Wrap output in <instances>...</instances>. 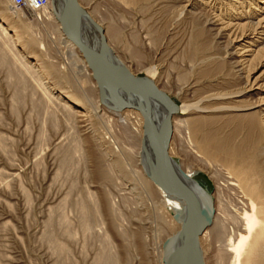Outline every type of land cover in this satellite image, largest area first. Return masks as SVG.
<instances>
[{
    "label": "rangeland",
    "instance_id": "rangeland-1",
    "mask_svg": "<svg viewBox=\"0 0 264 264\" xmlns=\"http://www.w3.org/2000/svg\"><path fill=\"white\" fill-rule=\"evenodd\" d=\"M3 2L10 3L9 0ZM1 3L0 15L7 17L15 29L31 26L32 34L39 42L38 47L33 48L34 55L69 77L71 85L64 83L63 86L70 94H77L78 76L72 71L73 62L67 60L63 44H56L57 41L48 36H52L51 30L39 18L43 19L44 13L48 12V3L38 10L13 7L5 10ZM193 4L196 10L190 11L189 6ZM85 8L90 13L97 10L94 17L99 18L106 31L113 22L123 31V39L116 40L115 48L134 74L147 76L148 70L154 68L159 87H165L177 103L200 107L184 119L201 116L216 119L215 129H221L222 135L227 136L236 128V123H227L231 117L264 111V107L252 106L255 99L264 97V24H257L264 18V0H148L140 4L89 0ZM228 23L241 26L229 29ZM247 38H254L257 43L253 46ZM14 47L20 50L21 44ZM133 52L139 58L132 57ZM4 54L0 50V264H94L100 246L96 234L102 230L96 226L94 236L83 232V215L77 209V203L86 199V191L99 196L103 189L110 191L113 201L122 205L129 223L135 221L144 225L147 236L141 247L134 243L129 246L126 239L114 236L119 264H160L157 249L160 242L164 243L180 228L168 220L167 231L158 236L159 220L156 221L153 214L149 194L141 189L137 178L122 179L111 164L120 160L128 163L129 169L139 171L142 120L136 116L112 114L101 108L96 111L89 106L86 113L75 114L74 121L68 120L67 111L63 109L65 114L57 110L55 119L52 111L46 112L41 105L35 104L40 91L34 95L35 89L24 86L20 79L22 69L15 64L6 65ZM256 79L258 85L253 89ZM258 87H261L260 91ZM240 91L243 93L236 94ZM17 94L22 96L19 101ZM229 94L232 96H227ZM89 96L95 102L98 96L100 98L95 87L89 88ZM238 100L245 102L247 111L219 110L220 107L235 106L234 102ZM204 107L209 109L202 110ZM260 126L264 128V119ZM241 128L235 135L237 143L248 136V129ZM179 131L173 139L175 159L183 164L185 172H196L195 179L215 192V168L203 162L200 155L198 158V152L182 128ZM74 136L82 139L80 146L74 142ZM260 136L253 154L258 166L256 179L263 182L264 131ZM100 154L105 165L111 164L112 181L101 180L96 163V156ZM225 173L223 171V176H219L222 178L219 186H222L217 197L222 199L223 208L244 218L243 205L247 199L243 191L237 189V178ZM125 197H128L130 211L122 203ZM152 199L159 197L156 194ZM103 217L109 219L108 215ZM138 219L145 221L137 222ZM67 220H71V224ZM229 226L233 225L229 223ZM215 243L212 239L203 243L206 264H228L219 262L218 243Z\"/></svg>",
    "mask_w": 264,
    "mask_h": 264
},
{
    "label": "bare ground",
    "instance_id": "bare-ground-1",
    "mask_svg": "<svg viewBox=\"0 0 264 264\" xmlns=\"http://www.w3.org/2000/svg\"><path fill=\"white\" fill-rule=\"evenodd\" d=\"M1 1L2 3L1 2L0 3L4 4L2 5V8H4L5 10L13 9L11 5H8L10 3L8 2L4 3L3 0ZM87 1L89 0H77L80 8L83 38L89 45H91L96 49L102 48V45L105 42V49L108 55L111 56L113 59L120 60L131 70V67L127 64V62L122 57H120L114 44L116 40H118L119 38L121 39L123 37V35H121V32L123 33V31H121V29L117 26L115 22L110 24L109 29L107 31L104 28H102L101 26L102 24L99 18L97 19L96 16L94 17V15H96V11H97L96 9L98 7H96L95 11H93L92 13L88 12L87 9L85 8V3ZM118 1H122L124 3H131V4H140L147 2L148 0H118ZM118 1L116 0V3H118ZM46 2L48 3V7H49L48 12L44 13L43 19L40 16L39 18L41 20V23L46 24L48 28L51 30L52 36H50V34L48 36L52 37L54 41L56 40L57 41L56 44H58L59 42L63 44L64 46L62 45V48L64 47L67 50L66 52L68 58L67 60H69V62H73L72 64L73 66L71 67L73 68L72 71L74 74H77L78 76L76 81L78 83V84L76 83L77 94H70L63 86L64 83L71 85V83H69V79H68L69 77L65 75H61L56 66L51 64L46 65V63L42 62L39 56L34 55L33 48H37L39 42L34 38L31 32L32 30L31 26L23 27L22 28L23 30L15 29L13 23L8 21L9 19L7 17L5 18L4 15L3 16L0 15V50L3 51V53H5L4 54L6 56L4 60L5 64L6 65L15 64L22 69V76L20 75V79L22 80L24 86L26 85L28 87L31 86L33 89H35L34 95L38 94L40 91L39 93L40 97L38 101L35 102V104H39V106L41 105L42 109H45L46 112L52 111L51 115L55 119H57V112H58L57 110H61V111L62 109L64 111L66 110L67 111L66 117L68 116V120L71 121L73 116L74 118L75 116H77L75 114H83L86 108H88L89 106L90 109L92 108L96 110L97 108L98 110L99 108H101L102 110L105 109L110 111L112 114L131 115V116H136L140 120H142L140 123L141 147L138 152V160H137L139 165L138 168L139 171L137 170L135 171L134 169L131 168L129 169L128 163L124 161L117 160L112 162L111 164L118 170V173L120 174V177L122 179L137 178V181L141 189H144V191L146 190V192L149 194V198L153 202L152 205L154 207L153 214L155 213L154 214L155 219L157 221L158 218L160 223V224L158 223V230H157L158 236H160L162 233L167 231L168 227L165 225H167L168 220L172 221L174 224H177L181 229L183 223V216L185 212V204L175 199L174 197L170 196L169 194H167V192H165L160 186H158L155 182H153L147 176L145 168L143 166L142 153H143V136H144V118L142 114L134 109H124L120 112H116L115 110H113L112 104L108 102L109 100L108 101L106 100V103L110 106V108L105 106L106 105L105 103L103 104V102H101L99 86L93 77V72L90 70L85 58L83 57L77 46L65 37L62 31L61 24L59 23V16L61 15L64 9L66 0H45V3ZM194 5L195 4H193L192 6L188 5L191 8L190 11L196 10V6ZM92 16L94 18H92ZM111 21L112 19L110 20V22ZM249 24L253 25V23H249ZM257 24L259 26L264 24V18L261 19ZM121 25L122 24L120 23L119 26L121 27ZM235 26L239 27L241 25L238 24L235 25L231 23L227 24V28L229 29L234 28ZM256 34H260V33H256ZM244 37L246 36L244 35ZM249 40L252 41L253 46L257 43V41H255L254 38L253 39L251 38ZM9 43H12L13 47L15 46V44L20 43L21 49L16 50L17 48L15 47H14L15 49H13V47L10 46L11 44ZM150 45H151V41H150ZM134 52L132 54V57L139 58L138 54H135ZM25 67H26V71L24 70ZM131 72L133 71L131 70ZM156 72L157 71L154 68H151L148 70L147 76L151 80H153L156 83V85L159 87L158 81L156 80V76H157ZM43 79L44 80L47 79V80L44 81ZM257 85L258 82L256 79L252 88L254 89ZM91 87H95L98 91V95H100V98L98 96L97 102H95L89 96V88ZM159 88L164 92H166L177 103V101L165 90V87L163 88L159 87ZM258 90L260 91L261 87H258ZM240 93L243 92L242 91L238 93L236 92V94H240ZM252 95L253 94H250V96ZM227 96H232V95L229 94ZM20 99H22V96L17 94L16 100L19 101ZM228 99L231 100L232 98L228 97ZM255 100L256 101L252 100L254 101L252 103V106L254 107L257 106V108L264 107V97L257 98ZM234 103L235 106L220 107L219 110H223L225 112H233V113L247 111L245 110L247 108V105H245V102L243 100L241 101L238 100V102H234ZM177 105H178V112L172 117L173 134L169 147L170 155L175 159V156L173 154V139L176 131H179L182 128V131H184V133L187 135L188 141L190 142V144H192V147H194V149L198 152L197 155L198 158L202 157V161L203 162L205 161L206 163L207 162L210 163L215 168L216 171L214 172L215 192L210 191L207 187L204 186L211 196L212 204L214 208L212 223L209 227L205 229V231L200 237V245L202 248L205 264H206V259H205V250L203 249V243L208 240L210 241L211 239L212 242L213 240L216 242L215 244L217 243L220 244V245L217 244L218 246L217 254L219 257L218 258L219 262L225 263L226 261L228 264H264V181L262 180L263 182H258V180L256 179L257 178L256 175L258 172L256 169L257 160H256V156L253 154L255 153L258 136L259 138H261L260 134L264 131L263 130L264 128H261L260 126L261 120L264 119V115H262L264 111L260 110L256 112H250L244 115L241 114L238 116L236 115V117H233V119L231 117V119L228 120L227 123L228 122H230L231 124L236 123L235 124L236 128L234 129L235 131L232 132L230 135L223 136L222 135L223 132L221 131V129L219 128L215 129L214 127L216 123L215 121L216 119L207 118L204 116L194 117L197 119L192 118L191 120L184 119L185 116L189 115L192 110H196L200 107H198L197 105L188 106L179 103H177ZM252 106L250 108H252ZM36 108L38 109V106ZM201 109L206 110L209 108L204 107ZM200 112L202 114L204 111H198V113ZM241 127L248 129L247 131L248 133H246L248 134V136H246L247 138L245 137L246 139H244V141H242L241 143H237L236 142L237 136L235 135H237V132L238 134L240 133L238 130L242 129ZM74 137H75L74 142L78 146H80L82 139H80L79 136H74ZM76 149L78 148L76 147ZM96 159H97L96 163L98 166L97 168L99 169L101 180L112 181L113 180L112 171L109 170L111 168V164L105 165L103 163L101 154L100 156H96ZM176 160L179 162L181 168L183 169V164L178 159ZM223 171L224 173L226 172L232 175V178L233 176L237 178L236 181L239 183L238 185L239 187L237 189L239 191L242 190L244 198L246 197L247 199L246 203L245 204L243 203L244 205L242 204L245 208L244 218L236 217L232 215L226 208H223L224 204H222L221 201L222 199L217 197L219 187L222 186V185L219 186L222 180V178L219 179V176H223L221 175ZM187 174L192 178H195L196 176V172H192L190 174L187 173ZM131 176L132 178H130ZM228 178L230 179V177ZM123 191L124 190L121 189V192ZM156 194L158 195L159 199L153 200L152 197L155 196ZM85 195H86V199L82 198L77 203V209L83 215L82 217L83 219L81 222V229L85 234H89L90 236L95 235L96 226L100 227V229L102 230V233L100 232L96 234L100 238L99 240L100 246L97 253L95 254L96 255L94 260L95 262L93 261V263L119 264L120 258H119V254L117 253L118 250H115L116 245L114 246L113 237L117 236L120 237L121 239L124 240L126 239V242L129 244V246L130 243L131 244L134 243V245L141 247L142 243L145 240H147L146 238L147 236L144 235V229H145L144 225L140 226L138 225L139 223L136 224L135 221L132 222L130 221L129 223L126 219L127 216L122 209V205H119L113 201L111 192L108 191L107 189H103L99 196L91 192L90 190L86 191ZM122 203L125 206L127 205L126 208L128 210L131 208L128 202V197L127 198L125 197ZM104 215H108L109 219H107V217H103ZM103 218H106V220H104ZM70 221L67 220V223L71 224ZM140 221L142 222L145 220L144 219L137 220V222ZM162 221H164V223L166 222V224H164ZM94 222L96 225H94ZM49 223H51V221ZM229 223L232 224L233 226L230 227ZM134 225L137 226L135 227ZM178 232L179 231L173 234L164 243L160 242L159 247L157 248L160 256V261H159L160 264H164L163 263L164 257L167 251L171 248V246L175 242ZM126 242H124V244ZM127 243L126 245H128Z\"/></svg>",
    "mask_w": 264,
    "mask_h": 264
},
{
    "label": "water",
    "instance_id": "water-1",
    "mask_svg": "<svg viewBox=\"0 0 264 264\" xmlns=\"http://www.w3.org/2000/svg\"><path fill=\"white\" fill-rule=\"evenodd\" d=\"M65 37L77 46L97 82L101 102L113 110L139 111L144 118L142 163L147 176L167 194L185 204L183 223L164 257V264H205L200 237L212 223L214 208L207 189L189 176L169 153L172 117L177 103L147 76L135 75L105 49L89 45L82 35L77 0H66L59 16Z\"/></svg>",
    "mask_w": 264,
    "mask_h": 264
},
{
    "label": "built area",
    "instance_id": "built-area-1",
    "mask_svg": "<svg viewBox=\"0 0 264 264\" xmlns=\"http://www.w3.org/2000/svg\"><path fill=\"white\" fill-rule=\"evenodd\" d=\"M9 2L13 8L17 9L31 8L38 10L46 6L45 0H9Z\"/></svg>",
    "mask_w": 264,
    "mask_h": 264
}]
</instances>
